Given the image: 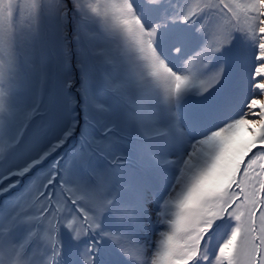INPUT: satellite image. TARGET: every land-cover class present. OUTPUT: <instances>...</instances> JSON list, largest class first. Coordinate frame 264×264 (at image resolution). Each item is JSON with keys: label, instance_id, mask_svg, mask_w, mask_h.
I'll use <instances>...</instances> for the list:
<instances>
[{"label": "snow or ice", "instance_id": "obj_1", "mask_svg": "<svg viewBox=\"0 0 264 264\" xmlns=\"http://www.w3.org/2000/svg\"><path fill=\"white\" fill-rule=\"evenodd\" d=\"M0 87V264H264V0H0Z\"/></svg>", "mask_w": 264, "mask_h": 264}, {"label": "rangeland", "instance_id": "obj_2", "mask_svg": "<svg viewBox=\"0 0 264 264\" xmlns=\"http://www.w3.org/2000/svg\"><path fill=\"white\" fill-rule=\"evenodd\" d=\"M17 22L20 23L19 18H17ZM4 91L2 87H0V92ZM258 111V108H257ZM254 118V117H253ZM248 137V132L245 131L244 126H241V128L238 130V135L236 138H240L241 140H245ZM19 191V189L15 190ZM15 191L13 193H6L4 197H0V203L3 202L4 199L9 198L10 196L15 195ZM40 236H43V231L41 229L36 230ZM152 233H151V227L149 226L148 228L145 229L144 235L142 236V239H147L151 238ZM215 243V241H213ZM109 264H129L127 260H125L118 252L115 251V249H112V256L110 258Z\"/></svg>", "mask_w": 264, "mask_h": 264}, {"label": "bare ground", "instance_id": "obj_3", "mask_svg": "<svg viewBox=\"0 0 264 264\" xmlns=\"http://www.w3.org/2000/svg\"><path fill=\"white\" fill-rule=\"evenodd\" d=\"M238 140H241L240 138H237Z\"/></svg>", "mask_w": 264, "mask_h": 264}]
</instances>
